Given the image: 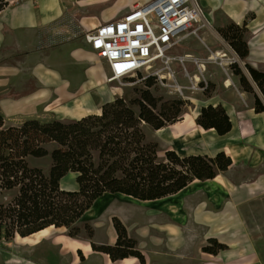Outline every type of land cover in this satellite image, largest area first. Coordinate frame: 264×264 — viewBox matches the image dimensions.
Instances as JSON below:
<instances>
[{
    "label": "rangeland",
    "instance_id": "374dc122",
    "mask_svg": "<svg viewBox=\"0 0 264 264\" xmlns=\"http://www.w3.org/2000/svg\"><path fill=\"white\" fill-rule=\"evenodd\" d=\"M19 1L10 0L8 5L16 4ZM43 1L45 0H33L34 4L40 7L43 6L41 4ZM144 1L146 0H97L96 2L92 0H48L45 5L51 12H43L45 19H49V22L42 23L43 38L38 42V46L33 49L37 55L30 56L31 53H34L32 50L29 52H18L12 48H2L0 55V99L4 97L28 96L35 89H38L37 79L49 78L51 77L49 74H52L55 78L64 81H73L72 79L77 77L86 83L92 81L93 84L90 87L92 91L96 90L93 91L94 93L99 94L101 104L104 100L115 96H121L126 100L137 98L140 90L148 88L154 96L161 97L164 100L182 99L184 102L183 112L193 111L196 108L190 97L205 101L198 105L195 118L199 114L200 108L209 104H220L225 110L230 109V107L240 110L251 104L253 106V93L243 89L238 75L234 74L231 67L233 62L237 63L247 76L243 60L237 58L238 56L233 49L218 33L216 29L220 27L211 21L199 0L198 2L204 15L208 18L209 24L206 25L199 21L193 28V32L184 36L168 51L171 56H181L183 53H190L205 64L203 76L200 74L199 87H182L180 90H174V87L178 89V84L181 86L191 85L190 79L185 73L190 77L195 73H199L191 60L185 63L186 69L177 60L169 63L157 60L155 72L162 77V81L158 79L157 75L148 74L146 71L137 72L121 80L110 81L106 65L83 42V32L90 28L96 20L104 21L115 18L132 5ZM224 22V26H227L231 21L224 20ZM51 32L53 35L52 39H50L51 35H49ZM247 35L248 32H245V37ZM64 46H67L66 50H62ZM216 49L223 50L227 56L218 59H208L210 52ZM77 50L82 52L84 58L76 56ZM235 55L237 56L236 58ZM172 73L175 75L173 79L170 78ZM149 75L154 76V78L151 85L147 86L145 81ZM227 78L232 79L234 86L229 88L224 86ZM175 79L177 83H174ZM205 82L206 87L201 89L200 86L205 84ZM170 84L174 87H170ZM253 87L255 86L253 85ZM30 108L28 107V109ZM88 108V113H97L95 106ZM51 109L53 110L54 108ZM51 113L49 116L29 114L20 120L35 118L45 122L53 119H74L68 116H57L54 112ZM7 119L12 122L18 121L11 118ZM261 129L253 139L241 138L236 142L237 153L240 155L239 164L237 165L238 174H243L245 167H252L251 169H253L258 164H264V143L262 142L264 127ZM144 130L149 140L157 142L159 157H163L166 149H174L180 155L189 152V150L182 149L177 143H173L171 140L172 135L167 131L156 134L155 130L146 125ZM47 148L52 149L53 145H48ZM28 163L32 166L40 167L44 173H47L51 159L46 155L39 158H29ZM74 177L75 175L72 173L67 174L61 179V185L75 188ZM201 186L206 192L210 184ZM201 194H204V192ZM106 196L111 197L109 208L99 212L95 206ZM162 198L159 200L161 203L157 206V209L150 215L142 211V207L139 206L142 202L139 199L119 193H105L77 221V238L84 241H92L97 247L113 245L116 239V232L112 224V217H117L115 214L118 210L124 211L125 219L117 218L125 226L128 236L136 241V247L144 255L145 264H195V255L199 253L202 247H210L212 245L208 241V237L211 234L216 235L219 242H225L228 225H245L247 221L252 227V241L257 245L260 256L263 259L262 264H264V199L261 205L257 200L253 210L244 208L242 215H240V221L234 223L231 212L227 209H219L214 213L203 210L201 213L196 214L194 210L189 209L191 205L193 206V202L180 205L176 200L172 201L169 198ZM126 201L133 202L136 206H131ZM259 206L261 207L260 209L258 208ZM134 209L138 210V212ZM87 226L92 230L90 237L89 227ZM59 231L66 235L68 232L66 228H59ZM185 245L191 250L183 251L182 249L185 248ZM205 253L208 252L203 253V264L210 260L218 261L221 258L219 257L220 255L213 258ZM10 254L25 260L24 263L30 261L39 264H71L70 261H64V254L58 246L52 243L51 238L43 239L42 242L36 245L22 244L14 239L1 240L0 264H4V258ZM224 254L225 251H223L222 255ZM83 256L84 259L80 260L81 262L78 264H108L106 261L109 256L101 251L94 250L91 254H83ZM185 256L187 257L186 261L184 259ZM197 260H199L198 257ZM135 264L140 263L136 261ZM197 264H199V261Z\"/></svg>",
    "mask_w": 264,
    "mask_h": 264
},
{
    "label": "trees",
    "instance_id": "16d2710c",
    "mask_svg": "<svg viewBox=\"0 0 264 264\" xmlns=\"http://www.w3.org/2000/svg\"><path fill=\"white\" fill-rule=\"evenodd\" d=\"M9 1L0 0V10ZM216 30L245 61L246 22H230ZM244 66L250 80L237 63L231 64L243 89L254 95V111H264V70L246 61ZM153 78L147 76L145 84L150 86ZM183 105L180 98L164 100L146 88L137 98L115 96L101 104L100 113L77 119L41 122L31 118L19 125H6L0 114V241L24 237L51 225L66 228L68 236L77 237V221L105 193L154 200L178 192L194 179H211L226 170L232 161L223 150L209 156L180 155L166 149L163 157L158 156V144L147 138L144 126L157 130L174 123L181 118ZM195 122L204 129H214L218 135L232 126L220 104L202 106ZM48 145L53 148L48 149ZM46 155L51 159L47 173L28 163L29 158ZM69 173L75 175V188L61 186V179ZM112 224L115 243L97 247L91 241L92 250L104 252L112 262L135 256L145 264L143 253L123 223L113 216ZM88 231L90 237V227ZM208 241L212 245L203 246L204 252L217 254L227 248L214 237ZM77 253L83 260L81 250Z\"/></svg>",
    "mask_w": 264,
    "mask_h": 264
},
{
    "label": "crops",
    "instance_id": "0c3cea01",
    "mask_svg": "<svg viewBox=\"0 0 264 264\" xmlns=\"http://www.w3.org/2000/svg\"><path fill=\"white\" fill-rule=\"evenodd\" d=\"M199 2L202 8L206 10L211 21L218 27H223L225 25L224 20L239 25H241L243 21L246 22L248 35L245 37V40L248 45V55L245 61L256 69L264 70V0H199ZM41 4L43 6L40 7L39 5H35L33 0H20L16 2V4L8 5L0 10V55L4 47L12 48L18 52H29L32 50L34 53H31L30 56L37 55L33 49L38 46V42L43 38V30L41 29L42 23L49 22V19H45L43 12H51L45 5L46 3L42 2ZM98 22L99 20H96L94 26ZM49 35H51L50 39H52V32L49 33ZM66 47L67 46L62 47V50H66ZM57 51H59V49H57ZM76 53L77 57L80 56L84 58L82 52L79 50H77ZM245 61H243V63ZM27 97L28 96L4 97L0 99V114L3 117L4 124L19 125L26 120L15 118L12 114L23 113L25 111L24 107L28 102ZM111 99L113 98H108L103 102ZM213 105H215V103ZM249 106V108H241L240 110H235L230 107L236 122L235 125H233L230 114L228 113L229 109L226 110L232 126L227 133L219 136L227 135L233 131L234 139L228 141V139H226L227 136H224L225 142L210 152H191L189 150V152L184 154L200 153L213 156L220 150L225 152V147L227 146L230 151L238 155L236 142L241 138L253 139V137L260 132V129L264 127V111L255 112L252 104ZM249 113L252 115V119L247 117ZM241 114H244L245 121L250 125V130L247 134L242 133L241 124H239L240 121L242 123L240 119L242 118ZM253 117L257 120L258 124L256 126ZM7 118L18 121L12 122ZM262 135V142L264 143V131ZM230 154L231 152L227 155L231 157L232 162L226 170L219 171L216 176L211 179H194L178 192L167 195L164 198L172 199V201L176 200L180 205L193 202V206L191 205L189 209L194 210L196 214L199 212L201 213L203 210L214 213L219 209H227L231 212V217L234 220L233 222H239L240 215H242L244 208L253 210L257 200L260 205L263 203L264 164H258L254 166L253 169H251L252 167H245L243 169L244 173L238 174L237 165L239 164L238 159L240 155H238L237 162L235 161V163ZM217 176H219L218 180L215 179ZM203 184H210L206 192L201 186ZM202 192H204V194H201ZM109 205L106 208H109ZM258 208L260 209L261 207L259 206ZM115 215L121 220L125 219L124 211L118 210ZM227 227L225 242H223L227 245V248L218 251L217 254L205 253L213 258L217 255L221 257L218 261L210 260L205 264H262L263 259L260 256L259 249L252 241L253 234L251 232V225L246 221L245 225H228ZM209 237L216 238V235L211 234ZM182 250L189 251L191 249L187 248V245H185V248ZM223 251H225V256L222 255ZM203 253L201 249L199 253L195 255V264H197L198 261L199 264H203ZM186 256L184 257L185 261L187 259ZM197 257L199 260H197ZM135 263L136 262L133 264Z\"/></svg>",
    "mask_w": 264,
    "mask_h": 264
},
{
    "label": "bare ground",
    "instance_id": "6f19581e",
    "mask_svg": "<svg viewBox=\"0 0 264 264\" xmlns=\"http://www.w3.org/2000/svg\"><path fill=\"white\" fill-rule=\"evenodd\" d=\"M92 1L96 2L97 0ZM43 2L48 3V0H45ZM200 21L205 23L206 25L209 24L208 18L205 15L201 16ZM94 24L95 22L92 23V26H94ZM226 56L227 54L223 50L216 49L215 51L210 52V56L208 58L218 59L224 58ZM49 75L51 77L36 80L39 87L28 95V102L25 105V111L23 113L12 114L13 117L22 118L24 116H28L29 114L49 116L52 114L51 112H54V114L57 116H68L77 119L88 114V107L93 106L96 107L97 113L101 112L99 94L94 93L93 91L96 90L92 91V88L90 87V85L93 84L92 81L86 83L78 77L73 79V81H64L55 78L52 74ZM190 78L192 82H197L201 79L199 73L191 75ZM224 86L226 88L234 86L232 79L227 78L224 82ZM190 100L194 105H196L195 110L183 112L179 120L163 128L155 130V133L160 134L165 131L169 132V134L172 135L171 140L173 143H177L178 146L180 145L182 149L190 151L193 150L210 152L214 148L222 145L225 142L224 136H227L226 139H228V141L234 139L233 131L227 135L219 136L214 129H204L201 126L197 125L194 117L195 112L198 109V105L204 103L205 101L203 102L202 100H198L196 97H190ZM28 107L31 108L28 109ZM51 108L54 109L52 110ZM3 109L6 110L5 108ZM228 113L230 114L233 125H235L236 122L234 120L231 108L228 110ZM241 115L242 118L240 119L242 120V123L240 121L239 124H241L242 133L247 134L250 130V125H248L245 121V116H243L244 114ZM247 117L252 119V115L250 113L247 115ZM253 120L256 126L258 124L256 118H254ZM225 152L227 154L231 152L230 155L233 157L234 162H237L238 155L233 151H230L227 146L225 147ZM215 179L218 180L219 176H217ZM61 186L63 188H69L67 186ZM99 198L96 199L93 204L97 200H99ZM110 199V196L102 198V200H100L95 206L96 210H99V212L104 211V209L111 203ZM160 199L163 198L154 200H141L142 204H139V206L142 207V211H145L146 214L152 215L153 211H155L157 209V206L161 203V201H159ZM126 202L131 206H136V204H134L133 202ZM134 210L138 212V210ZM48 238H51L52 243L58 246L60 251L64 254V261H70L71 264H78L79 262H81L77 253L78 249L81 250L84 255H89L94 252V250H92L91 248L90 242L84 241L77 237L63 234L59 231V228H54L52 225L24 237L17 235L15 236L14 240L22 244L36 245L42 242L43 239ZM24 261L25 260L21 258L19 259L12 254L4 258V264H39L30 261L24 263ZM136 261L137 258L135 256H128L117 259L114 262H112L110 258H107L106 262L108 264H133Z\"/></svg>",
    "mask_w": 264,
    "mask_h": 264
},
{
    "label": "built area",
    "instance_id": "2783aa9c",
    "mask_svg": "<svg viewBox=\"0 0 264 264\" xmlns=\"http://www.w3.org/2000/svg\"><path fill=\"white\" fill-rule=\"evenodd\" d=\"M203 15L198 0H146L132 5L115 18L99 21L87 28L82 40L106 64L110 81L121 80L140 71L157 75L162 81L155 72L157 60L167 63L177 60L184 69L185 63L191 60L203 76L205 64L192 54H168L171 47L193 32ZM186 76L190 79V86L178 84L176 89L170 84V87L175 91L182 87H199L200 80L192 82L190 76ZM170 78H175L174 73ZM174 83H177L176 79ZM205 87L206 82L200 86L201 89Z\"/></svg>",
    "mask_w": 264,
    "mask_h": 264
},
{
    "label": "water",
    "instance_id": "95a60500",
    "mask_svg": "<svg viewBox=\"0 0 264 264\" xmlns=\"http://www.w3.org/2000/svg\"><path fill=\"white\" fill-rule=\"evenodd\" d=\"M236 56V55H235ZM237 57V56H236ZM238 58V57H237ZM236 61V60H235ZM247 74H248V72H247ZM247 77L249 78V80H250V76H249V74L247 75Z\"/></svg>",
    "mask_w": 264,
    "mask_h": 264
}]
</instances>
